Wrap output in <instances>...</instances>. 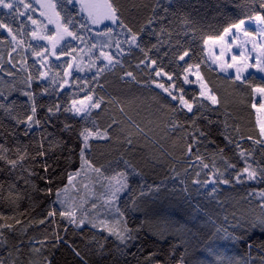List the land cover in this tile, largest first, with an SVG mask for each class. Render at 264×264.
Returning <instances> with one entry per match:
<instances>
[{
    "label": "trees",
    "instance_id": "1",
    "mask_svg": "<svg viewBox=\"0 0 264 264\" xmlns=\"http://www.w3.org/2000/svg\"><path fill=\"white\" fill-rule=\"evenodd\" d=\"M53 1L61 18L71 14L75 20L86 22L85 16L74 3H68V0ZM15 2L19 3V0ZM116 2L122 6L125 22L134 30H139L142 25L146 26L150 17L154 20L142 33L141 41L150 49L149 57L157 61L156 67L170 74L172 80H168L167 75H162V78L155 76L151 64L147 67L140 64L137 67L144 58L138 48H133L131 53L123 52L119 56V64L114 68H105V71L97 75V68L105 65L95 63L92 70L86 67V48L89 58L92 57L94 61L96 49L91 47L95 34L85 30H80L85 37L83 43L70 37L60 43L57 52L66 49L70 55H61L57 59L46 53L47 64L41 68L39 59L32 54V48L47 46L35 42L30 33L36 30L52 35L53 32L40 19L39 7L30 0H25L32 7L25 9L20 5L24 16L15 15L14 10L0 9V21L8 23L18 39L24 42L20 48L12 51L15 44H9L11 37L4 29H0V93L6 95L9 102L16 101L13 111L17 116L23 117L28 110L27 107L23 110L21 108V105H27V97L22 92L26 87L24 81L28 73L36 76L38 69L48 73L43 80L33 81L30 89L36 93V118L41 120L40 126H33L25 135L24 124H17L0 109V148L4 149L0 152L4 156V159H0V214L8 217L0 220V223L12 225L11 231L0 229L7 236L8 251L0 244V259L5 264H49V261L51 264H84V261L87 264H123L125 259H132L125 257L117 248L118 241L115 237L109 236L107 231H100L99 227L93 228L88 222L91 219L98 223V217L111 215L108 206L101 203L105 191L101 187L103 180L90 171H84L87 179L78 176L77 189L66 207L85 219L83 228L69 225L58 214L47 217V212L52 208L61 210L55 207V191L67 186V173L80 169L78 133L84 126V121L80 117H73L71 113H64L62 109L70 107L72 98L83 99L86 94L92 95L93 99L103 97L102 108L92 110L90 121H95L101 130H107L110 137L107 141H91L90 156L95 164L107 167L109 162H115L121 157L130 160L142 173V177H130V185L135 189L137 197L142 186H161L158 194L148 193L141 198L143 203L138 211L128 213L129 226L143 224L139 239L134 242V247L128 249L141 254L136 264H145L144 257L153 251L166 264H179V257L184 255L185 248L189 253L186 259H190L193 253L203 256L200 249L204 247L205 238L215 232L214 225L231 229V225L237 221H255L264 216V197L261 195L264 193V179L259 175V170L264 169V144L256 143L264 139L260 136L252 107L254 93L251 90L252 87L264 85V80L252 74L237 81L234 77L220 74L209 64L203 41L205 37L222 34L225 26L239 18L249 21L257 14L264 15L260 0ZM28 16H32L38 24L33 25ZM76 27L79 30V25ZM151 28L157 29L156 35H148ZM160 29L164 30L162 34ZM120 31L118 28L114 29L113 41L117 38L124 39L123 35H117ZM153 44L157 47L153 48ZM124 45L127 49L128 45ZM72 48L76 51L72 52ZM185 49L189 51V55L181 61L176 53L179 51L182 54ZM10 60L12 63H9ZM22 60L25 61L23 64ZM78 60H83V70L75 71ZM185 61L193 65L192 69L198 71L209 92L217 97L214 105L203 101L207 108L200 109L198 119L193 117V113H187V109L178 101L172 100L163 89L156 87V83H164L169 88L174 84L173 92L177 96L180 95L179 89L183 87L186 99L194 97L196 101L202 100L197 88L188 87L184 83L183 78L187 75L184 72L187 67ZM67 63H72L73 67L68 70H72L70 76L65 77L63 72ZM197 64L198 68L195 67ZM22 67L26 71H20ZM127 71H132L135 79L126 76ZM8 72L13 75H7ZM53 77L56 78L55 84L51 82ZM61 83L62 88L59 87ZM44 87L48 88L47 93L42 91ZM3 102L0 100V103ZM56 104L61 105V111L51 121L46 120L49 115L47 108ZM197 107L198 104L194 105V112ZM189 118L195 120V126ZM173 122L178 123L179 127L174 128ZM65 123L71 125V131L65 130ZM137 124L142 131L136 127ZM200 131L205 135L201 136ZM192 133L199 139L193 142V151L189 156L186 146ZM225 135L232 143L225 139ZM129 139L132 141L131 145L128 144ZM41 143L48 149L46 157L36 155ZM237 144L240 145L239 148L236 147ZM69 149L74 150L71 163L66 159L69 157ZM220 149H223V153ZM240 151L251 153L247 155V163L257 170L255 179L249 180L243 174V182L236 181L238 170L246 166L245 159L239 156ZM19 153L27 155L13 169L7 160L16 159ZM197 155L203 161L197 160ZM45 161L49 165L48 173L43 170L42 164ZM202 162L207 163L209 168L202 170ZM228 163L236 164V168H228ZM217 168L230 176L229 184H217L213 192L211 183L205 187L192 183L197 171L200 172L198 178L203 181L211 179L212 172ZM29 171H34L37 175L29 176ZM49 173L53 175L51 184L41 179ZM26 179L31 183L26 184ZM181 179L185 183H180ZM133 180L135 183H132ZM32 183L37 189L52 187L53 193L49 195L33 190ZM185 187L187 191L181 192ZM10 188L13 193L19 192V196L9 195ZM130 198V194L124 192L116 203L124 210V201ZM93 202L96 203V208L92 207ZM127 207L131 208V205ZM225 217L228 218L227 221ZM42 218L46 219L45 224L39 223ZM16 220L20 223H15ZM53 220L54 223L48 222ZM53 230L60 237L58 241L54 238ZM36 239L43 240L47 247L40 248L39 252L31 250L29 242ZM262 240L264 233L256 229L254 239L250 241L253 245L250 253L247 244L243 242L233 244L219 240L217 243L220 245L221 258L225 260L242 258L248 260L249 264H261L264 261V250L260 248ZM17 246L20 247L19 252L15 250ZM173 246L175 255H171ZM73 249L80 252L83 261L75 255Z\"/></svg>",
    "mask_w": 264,
    "mask_h": 264
},
{
    "label": "snow or ice",
    "instance_id": "2",
    "mask_svg": "<svg viewBox=\"0 0 264 264\" xmlns=\"http://www.w3.org/2000/svg\"><path fill=\"white\" fill-rule=\"evenodd\" d=\"M73 0H68V3H72ZM78 3L80 5V12L86 14V22L77 21L74 19V17L71 14H67L65 17L61 18L60 13L54 11L56 8V5L54 4H42V8H51L53 9V15L55 16V19H53L52 15H48L46 11H41V16H46L48 19V23L55 24L56 25V33L55 35L51 34H40L36 30H32L30 35L37 40H47L49 44L51 45V48L48 47H33L32 48V54L39 59L40 67L44 68L47 64L48 56L45 54L48 53L49 55H54L59 59L61 55H70V52L66 49H62L61 51L57 52L56 45L59 41L63 40L65 37H70L72 40H79L81 43L84 42V35L80 30L85 31H91L90 28H88V24H91L93 26L101 25L104 21H110L112 25H114L116 28L120 29V33L117 35H123L124 39H115L114 45L117 49V53H123L127 51L128 53H131L133 48H138L140 52L144 54V58L139 61L137 64V67L140 66V64H144L145 67L148 66V64H151L153 66L152 71L154 72L155 76H162L167 75L168 80H172V76L168 73H164L162 69H158L156 67L157 61L155 59H152L149 57L148 53L150 49H148L141 41V35L145 32L146 27L151 26L154 23V20L150 17L147 21V25H142L139 30H134L132 26H130L128 23L125 22L122 14V6L116 2V0H78ZM261 7L264 8V0H260ZM20 5H23L25 9H29L32 7L30 3H25V0H19V3H16L15 0H0V8L3 9H9L14 10L15 15L17 16H24L25 13L21 11ZM156 15V9H153V16ZM28 19L31 20V23L33 25H37L38 21L33 19L32 16H28ZM254 19L258 21L260 24H264V15H255ZM245 24V20L243 18H239L238 20H235L231 23H229L227 26H225L222 29V34H217L215 36H208L203 38L204 44L207 45L209 43L216 44L219 43L222 45L219 55H216L214 58L217 61H220V67L221 70L229 69V68H235L236 69V80H241V72L246 70V68L251 67V64L247 63V57L241 53L240 55H233L231 57V62L225 59V50L230 48V45L224 44V38L227 36L230 32L235 29L236 31H244L245 36H252L253 34L251 32H248L243 29V25ZM77 25H79V30L77 29ZM0 29H4L8 36L11 37V41H9V44H15V48L12 49V51H15L16 48H20L23 45V40L18 39V35L13 32L12 27L4 22L0 21ZM113 31L114 29L112 27H105L103 31H96L95 36L96 38L104 37V40L97 39L96 42L91 44L92 48H96L99 44L100 46V53L99 57H103L105 61H107V65L105 67H98L97 68V75L99 73H102L105 71V68L108 65H111L113 68L120 63L119 59H116V57L111 52L104 51V48H109L113 46ZM163 29H160V33H163ZM264 31V30H262ZM157 29L151 28L148 32V35H156ZM171 35V33H169ZM193 38L194 34H193ZM70 43V42H69ZM127 44L128 48L124 49L123 45ZM29 47H32L29 45ZM153 48L157 47L156 44L152 45ZM257 45L253 43V50H255ZM72 52L76 51L75 48L71 49ZM167 55V53H165ZM179 60L184 61L185 57L189 55V51L187 49L183 50L182 54L177 51L176 53ZM9 56H11V52L9 53ZM97 57V59H99ZM25 61L22 60V64ZM9 63H12L10 60ZM187 64V67L184 68L185 73H189L191 69L193 68L192 64H188L187 61H185ZM91 66V65H90ZM258 71L264 72V45L259 46V55L256 57V64ZM13 67L15 68V64H13ZM73 64L67 63L63 75L66 77L69 75V69H72ZM195 67H199V65H195ZM77 68L79 70H83L79 68V65H77ZM20 71H26L25 68H21ZM37 75L33 76L31 72L28 73L24 83L26 85L25 90H23L22 94L27 97V105H21L22 110L27 107V111H25V114L23 117L17 116L13 109L16 106V101H8V97L4 95L3 93H0V100H3V103H0V109H2L6 114L10 115L17 124H24V134L27 135L29 131L33 128V126H40L41 120L36 118L37 112H38V105L36 102V93L31 91L32 83L35 80H43L44 77L48 75L47 72L37 70ZM7 75H13L12 72H8ZM59 76V73L56 74ZM125 75L128 77H131L132 79H135V75L132 71L125 72ZM197 79H201L199 76V73H196ZM184 83H190L188 75L184 76ZM51 82L53 84L56 83V78L53 77ZM246 82V81H245ZM63 83H67V81H63ZM63 83L59 84V87H63ZM156 87L163 89L169 97H171L172 100L178 101L180 105L183 106V108L187 109V113H193V117L196 119L199 118L198 113L200 112V109L207 108V105L204 104V100L210 101L211 104L217 103V97L215 95H212L207 90V86L201 81L200 84V92L199 96L203 99L200 101H196L195 98H185L184 95V88L181 87L179 89L180 95L177 96L173 91L169 90V87H166L164 83H156ZM170 87L175 88V85H171ZM253 93H259L261 99L257 101L256 103L252 104V107L256 109V112L260 115L257 116V123L259 125L260 129V136L264 137V85L262 86H255L252 87ZM44 93L48 92V88L44 87L42 89ZM103 103V97L100 99H93V96L90 94H86L83 99H77L72 98L71 99V107H63L62 111L64 113H71L73 117L78 116L81 120L84 121V126L80 129L78 133V138L80 140V143L78 145L79 149V162H80V169L76 172H68L67 173V181L68 184L71 185L74 176L80 175V172L83 170H88L91 173L95 174L97 178H102L103 183L101 187L105 189L104 191V202L105 205L108 206L111 215L108 217H98V223L92 221L89 219V223H91V226L93 228H100V231H107L109 236L115 237L116 241H118L117 248L123 253L125 257H132V259H125L123 261V264H136L137 258L139 255L138 252H130L128 249L134 247V242L139 239V234L143 230V224L137 225L136 227L129 226V220H128V213L129 212H136L140 209V205L143 203V199L146 197L148 193H152L153 195H156L160 192V185H147L145 187H140L139 190V196H135V189L131 187L130 185V177L135 176H141L142 173L138 171L137 167L128 159L120 158L119 160H116L115 162H109V165L105 167L104 165L97 166L95 162L91 159L90 151H91V141H107L110 139L109 134L107 130H101L98 125L95 124V121H90L91 113L93 109H101ZM198 107L196 109V112L193 111L194 105H197ZM61 111V105L56 104L53 106H50L47 108L48 116L46 117V120L51 121L52 117L56 115V113H59ZM123 111V109H121ZM59 117H57L58 119ZM193 126H195V120L192 118H189ZM89 122L91 123V126H89ZM115 123V121H113ZM111 127V125H109ZM136 127L140 129V126L137 124ZM173 127H179V124L176 122H173ZM65 130L71 131V125L68 123H65ZM142 131V129H140ZM200 135L203 136L205 133L203 131H200ZM198 137L195 135V133L191 134V138L186 146V153L190 156L193 151V142L198 141ZM225 139L228 140L229 143H232V140L225 135ZM132 141L131 139L128 140V144L131 145ZM256 143L264 144V140H258ZM237 148L240 147L239 144L236 145ZM4 149L0 148V152H3ZM74 150L69 149V157L68 159L69 163H71V156L72 152ZM199 149L197 148V152ZM48 149H46L41 143L38 147V150L36 152L37 156L40 157H46L47 156ZM220 152L223 153V149H220ZM27 153H19L18 157L16 159H8L7 163L11 165V167L14 169L18 161H23L25 159V156ZM247 155H251V153L246 154L244 151L239 152V156L241 158L245 159L246 166L242 169H239L235 179L237 182H243L242 176L243 174H246V178L249 180L255 179L257 176V170L252 168V165L247 163ZM0 159H4L3 155H0ZM197 160L203 161V158L199 155L196 156ZM122 165V166H121ZM43 170L45 173H48L49 165L47 162H43L42 164ZM228 168H236V164L234 163H228ZM209 165L207 163L201 164V169H208ZM29 176L37 175L34 171H29ZM57 176H60L59 173L56 174ZM207 175V173H206ZM259 175L261 179H264V169L259 170ZM196 178L192 180V183L195 185H199V187H205L207 184L211 183L213 184L212 191H215V185L217 184H229L231 182L230 176H226L224 172L220 171L218 168L215 169V171L212 172V178L211 179H205L201 181L198 177L200 176V172L197 171L195 173ZM41 179H44L46 183L51 184L53 183V175L49 173L46 176L41 177ZM26 184L31 183L30 180H25ZM132 183H135L133 180ZM180 183H185L183 179L180 180ZM12 187H15L13 185ZM31 187L33 190L36 191H43L46 194L51 195L53 193V188L48 187L46 189H37L36 185L34 183L31 184ZM173 191L174 185H173ZM187 187L181 189V192H186ZM128 192L130 194V199L124 201L125 209L122 210L119 204L116 203L120 199V196L122 193ZM9 195H16L19 196V192L13 193L11 188L9 189ZM61 190L59 188L55 191L56 196V202H61L60 200ZM262 197H264V193L261 194ZM131 205V208H128V205ZM93 208H96V203L93 202L92 204ZM59 215L62 218H65L69 225H75L78 228H83L85 224V219L83 217L77 216L76 211L74 210H68L66 208H62L61 210H57L55 208H52L47 212V217H55L56 215ZM159 214V213H158ZM8 217L0 214V220H5ZM227 217H225V221H227ZM46 219L42 218L39 220L40 224H45ZM49 223H54L53 221H48ZM15 223L19 224L20 221L16 220ZM215 227V232L210 233L205 239L206 242L204 244V247L200 249L203 256H197L194 253L191 254L190 259H186L189 255L187 248L184 249V255H181L179 257V264H249L248 260L246 259H238V260H225L221 258V253L219 251L220 245L217 243L219 240H225L230 241L233 244L243 242L247 244L249 248V253L251 252V249L253 247L252 241L255 236V230L259 229L261 233H264V216L258 218L255 221H237L236 223L231 225V229L228 227ZM0 229H8L9 231L12 230L11 224H5L0 223ZM251 230V232H250ZM54 238L58 241L60 239L58 233L53 230ZM163 235V234H162ZM0 244H3L5 247V250L8 251L6 246L7 236L4 232L0 231ZM47 237H45V240ZM36 245H39L37 247ZM122 246V247H121ZM47 247V244L43 240L36 239L34 241L29 242V248L31 250H34L36 252L40 251V248ZM101 250H103V245L100 246ZM260 248L264 250V240H262L260 244ZM17 252L20 251V247L17 246L15 249ZM75 255L79 257L82 261L84 258L80 255V252L76 249H73ZM9 256H11V251H9ZM171 255H175V246H173ZM145 264H166V261H162L158 259V253L156 251H153L150 253L149 256L144 257ZM0 264H5V261L3 259H0ZM49 264L51 262L49 261ZM84 264H87L86 261H84ZM261 264H264V261L261 262Z\"/></svg>",
    "mask_w": 264,
    "mask_h": 264
},
{
    "label": "rangeland",
    "instance_id": "3",
    "mask_svg": "<svg viewBox=\"0 0 264 264\" xmlns=\"http://www.w3.org/2000/svg\"><path fill=\"white\" fill-rule=\"evenodd\" d=\"M30 1L39 7L40 13H41V11H46L48 13V15H52L53 19H55V16L53 15V9H51V8L45 9V8L41 7L42 4H54L53 0H30ZM72 3L77 5L78 9L80 11V5L78 3V0H73ZM0 9L5 10V11L9 10V9H3V8H0ZM54 11H56V9ZM81 14L84 15L86 18V14H84V13H81ZM39 17L43 21V23L45 24V27L48 30L53 32L52 35H55L56 25L48 23V19L46 16H41V14H40ZM89 27L94 34L96 33V31H103V29H105V27H112L113 29L116 28L114 25L111 24L110 21H104L101 25H96V26L89 24ZM243 29L248 31V32H251L253 35L252 36H245L244 31H236L235 29H233L232 32H230L227 36H225L224 44L230 45V48L225 50V59L228 60L229 62H231V57L233 55L238 56L241 53H243L247 57V63L251 64L252 66L248 67V68H246V70L242 71L241 72V80H237V81H242L246 77H248L249 75H252V74L264 80V72L258 71L257 67L255 66L256 57L259 55V46L264 45V31H262V30H264V25L260 24L255 19H252V20L245 22V24L243 25ZM40 34H43V33H40ZM91 35H93V34H91ZM97 39L104 40L105 38L104 37L96 38V36L94 35L93 41L96 42ZM34 40H35V42H41V43L45 44L49 49L51 48V45L49 44V42L47 40H37V39H34ZM63 40L65 41L68 39H66V37H65ZM63 40H61L57 43L56 50L59 49L60 43ZM253 43H255L257 45L255 50H253ZM125 46L126 45H123L124 49H126ZM221 47H222V45L219 43H216V44L209 43V44L205 45V51H206V56H207L208 62L220 74H222L224 76L235 78V75H236V69L235 68H229V69H225L222 71L221 67H220L221 62L215 60V58H214L216 55H219ZM95 49L98 50V51H96V50L94 51V53L96 55V56L93 55L95 61L93 60V58L91 56L90 57L92 59L89 58L88 48H86V51L84 52L85 53V59H87V62L85 63L86 67L91 68V70L94 69L95 63L100 64V65L101 64L107 65V61H105L103 59V57H99V53H100L99 44L97 45V47ZM104 51L111 52L116 57V59H119V56L122 55V53H119V54L117 53V49L115 48L114 41H113V46L111 47V49L104 48ZM51 57L55 58L56 56L51 55ZM97 57H99V59H97ZM82 61L83 60L77 61L78 63L75 65V71L79 70L77 68V65H79L80 69H83V64H81ZM108 67H111V65H108L106 68H108ZM71 72H72V70H70L69 76H70ZM197 72L198 71L196 69H191V71L189 73H187L190 83H187L186 85L188 87H195L200 92V84H201L202 79H199V80L197 79V76H196ZM157 77L162 78V76H157ZM169 89L171 91H173L172 87H170ZM260 99H261V97H260L259 93H254V103L259 101ZM208 102H210V101H208ZM70 107H71V105H70ZM254 111H255V115H256V119H257V116L260 114L256 112L255 108H254ZM257 125H258V123H257ZM258 127H259V125H258ZM262 139H264V137H262ZM84 171L88 172V170L85 169V170L80 172V175L83 178L87 179V173L86 172L84 173ZM80 175H78V176H80ZM78 176H74L72 184L71 185L67 184V186L63 190H61L60 200L62 203L56 202V200H55V205H56L55 207H57L58 209H62V208H66L68 206L72 195L75 193V189H77L76 182L79 178ZM101 203L103 205H105L104 196L101 197Z\"/></svg>",
    "mask_w": 264,
    "mask_h": 264
}]
</instances>
